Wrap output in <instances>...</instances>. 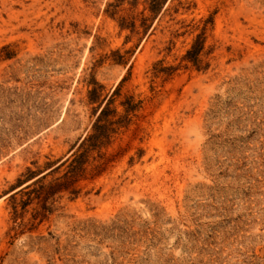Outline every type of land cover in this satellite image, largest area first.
<instances>
[{"label": "rangeland", "instance_id": "374dc122", "mask_svg": "<svg viewBox=\"0 0 264 264\" xmlns=\"http://www.w3.org/2000/svg\"><path fill=\"white\" fill-rule=\"evenodd\" d=\"M0 264H264V0H0Z\"/></svg>", "mask_w": 264, "mask_h": 264}]
</instances>
